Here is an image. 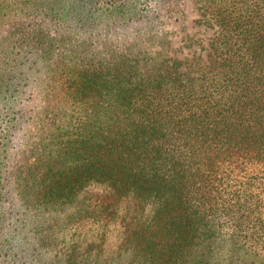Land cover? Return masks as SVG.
Here are the masks:
<instances>
[{"label":"trees","instance_id":"trees-1","mask_svg":"<svg viewBox=\"0 0 264 264\" xmlns=\"http://www.w3.org/2000/svg\"><path fill=\"white\" fill-rule=\"evenodd\" d=\"M6 26L0 264H264V0H0Z\"/></svg>","mask_w":264,"mask_h":264},{"label":"rangeland","instance_id":"rangeland-1","mask_svg":"<svg viewBox=\"0 0 264 264\" xmlns=\"http://www.w3.org/2000/svg\"><path fill=\"white\" fill-rule=\"evenodd\" d=\"M195 27L196 28H189L190 31L192 32L194 29L202 30V26H195ZM4 29L5 30H2L0 32V35L7 33V32L16 31L15 28L12 26H9V27L6 26L4 27ZM210 33H211V30H206L205 32L199 34V36H201L202 39L204 40L206 36H208ZM139 38L140 36L131 37V35H129L127 39L120 38L119 35H116V36L99 35V37H93L91 38V40L97 43L96 46H94V48H103L104 45L102 43H104L105 41L106 44L108 45L107 48L109 49V52L110 51L117 52L119 49H122L126 43L131 44V45L132 44L136 45ZM1 67L2 65L0 63V70H1ZM36 84H37V87H34V91L37 94L36 96L38 100L36 101L37 113L35 114L33 118V122L30 124H27V126L24 129H22V131H20V133L22 132V135H20L19 133V135H15L13 138L14 144H15L13 149L18 148V152L16 153L14 158H16V162L20 164L29 163L33 161V158L29 155L30 151L36 149L37 146L39 147L41 143V135L44 132V127L47 122V118L41 119V117L43 116L41 114V81L40 83H36ZM16 88L19 91H21L22 89V87H20L18 84ZM29 92H32V91L29 90ZM40 235L41 233L39 234V236Z\"/></svg>","mask_w":264,"mask_h":264}]
</instances>
